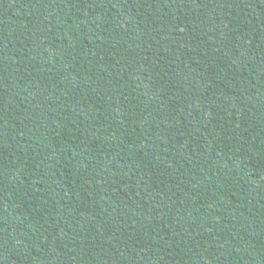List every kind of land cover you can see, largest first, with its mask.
<instances>
[{
    "label": "trees",
    "instance_id": "16d2710c",
    "mask_svg": "<svg viewBox=\"0 0 264 264\" xmlns=\"http://www.w3.org/2000/svg\"><path fill=\"white\" fill-rule=\"evenodd\" d=\"M0 264H264V0H0Z\"/></svg>",
    "mask_w": 264,
    "mask_h": 264
}]
</instances>
